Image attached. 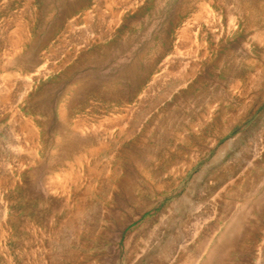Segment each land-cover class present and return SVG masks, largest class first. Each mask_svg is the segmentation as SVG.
<instances>
[{"label":"rangeland","instance_id":"374dc122","mask_svg":"<svg viewBox=\"0 0 264 264\" xmlns=\"http://www.w3.org/2000/svg\"><path fill=\"white\" fill-rule=\"evenodd\" d=\"M0 264H264V0H0Z\"/></svg>","mask_w":264,"mask_h":264},{"label":"bare ground","instance_id":"6f19581e","mask_svg":"<svg viewBox=\"0 0 264 264\" xmlns=\"http://www.w3.org/2000/svg\"><path fill=\"white\" fill-rule=\"evenodd\" d=\"M104 151V150H103ZM100 152V151H99ZM200 252V251H199Z\"/></svg>","mask_w":264,"mask_h":264}]
</instances>
